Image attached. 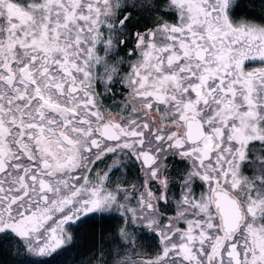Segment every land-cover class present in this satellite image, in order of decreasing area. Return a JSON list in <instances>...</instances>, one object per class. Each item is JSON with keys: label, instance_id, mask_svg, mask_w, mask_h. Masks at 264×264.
I'll return each mask as SVG.
<instances>
[{"label": "snow or ice", "instance_id": "obj_1", "mask_svg": "<svg viewBox=\"0 0 264 264\" xmlns=\"http://www.w3.org/2000/svg\"><path fill=\"white\" fill-rule=\"evenodd\" d=\"M0 264H264V0H0Z\"/></svg>", "mask_w": 264, "mask_h": 264}]
</instances>
